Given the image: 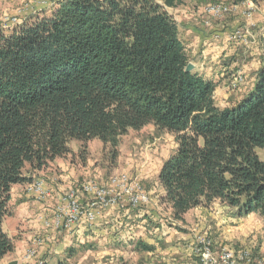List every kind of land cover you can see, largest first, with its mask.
I'll use <instances>...</instances> for the list:
<instances>
[{"label":"trees","instance_id":"obj_1","mask_svg":"<svg viewBox=\"0 0 264 264\" xmlns=\"http://www.w3.org/2000/svg\"><path fill=\"white\" fill-rule=\"evenodd\" d=\"M177 2L63 0L0 32V262L17 245L3 229L15 186L58 176L63 162L85 165L94 139L108 175L118 168L122 139L149 126L175 139L157 175L175 222L215 202L239 218L264 220V163L256 153L264 149V39L254 89L221 108L219 85L186 71L190 56L166 10Z\"/></svg>","mask_w":264,"mask_h":264},{"label":"crops","instance_id":"obj_2","mask_svg":"<svg viewBox=\"0 0 264 264\" xmlns=\"http://www.w3.org/2000/svg\"><path fill=\"white\" fill-rule=\"evenodd\" d=\"M22 1L0 0V9ZM187 2L184 0L181 7H166V10L179 24L180 38L186 45L190 63L195 65L194 71L219 85L214 98L219 107L225 108L234 101L242 100L254 89L257 72L263 67L260 39H264V3L256 5L247 1L239 5L240 10L223 20L213 21L212 27L206 29L199 15V6L190 7ZM252 6L258 11L246 18L244 13ZM250 22L255 27L251 29L252 36L247 43L230 41L233 29ZM237 72L249 77L241 94L233 92L229 85L231 77ZM86 164L74 166L63 162L58 176L40 174L36 180H43L46 189L50 190L45 201L28 195L26 186L12 189L13 216L3 222V229L17 241V245L15 252L0 264L13 261L19 264H58L63 260L75 264H112L114 261L119 263L124 257L132 259L138 255H143L144 260L149 259L147 264H196L198 234L212 237V234L221 232L229 241L238 242L241 238L242 244H246L248 238L264 240L263 219L256 214L239 218L219 202L192 210L184 224L175 222L171 211L162 203L164 191L158 183H155L158 194L151 191L155 201L148 206L135 209L123 204L107 207L94 221L82 219L70 231L47 227L46 223L52 222L55 216L56 206L63 194L61 191L89 172L83 173L88 170L86 168H91ZM79 189L81 191L82 187ZM83 198L85 200L86 196L83 195ZM218 238H215L216 244L223 242ZM139 243L152 246L154 250L137 252ZM31 248L37 251L34 259L26 258Z\"/></svg>","mask_w":264,"mask_h":264},{"label":"rangeland","instance_id":"obj_3","mask_svg":"<svg viewBox=\"0 0 264 264\" xmlns=\"http://www.w3.org/2000/svg\"><path fill=\"white\" fill-rule=\"evenodd\" d=\"M9 1V0H8ZM38 0H23L20 2V4H17L15 6H8L6 8L0 9V32L6 30V34L11 31L16 26H20L23 23H25L27 20L31 18H35L39 16L42 13L49 12L47 14H50L51 10L61 1L63 0H51L48 6H40L36 8L38 5H36V2ZM184 0H179L177 2L176 6H182ZM188 1L186 4H189L190 7H196L199 6V11H200V16L202 17V21L204 24V28L210 29L212 27L213 21H220L225 18L224 17H214L210 18L206 14V9L210 6L213 5H230L234 6V4L229 3V1L225 0H216V2H212V0H186ZM36 5V6H35ZM33 7V10L28 13V15H25L26 9H31ZM36 8V9H34ZM241 8H238L234 10L232 13L228 14L229 16L236 11L240 10ZM251 10L250 13L248 11ZM246 9L244 15L246 18H250L251 14L253 12H257L258 8H254L252 6L251 8ZM197 10V11H198ZM24 14V17L18 18L16 21L11 22L9 19H14L18 17L19 15L22 16ZM226 15V16H228ZM264 19V16H263ZM6 21H10L6 23ZM264 21V20H263ZM209 23V24H207ZM263 25V22H262ZM255 27L252 26L251 22L249 24H246L245 26L241 27H236L233 29L230 33L231 35L237 31V30H242L245 31L250 28V30ZM238 73V72H237ZM235 73V75H237ZM244 75V81L239 85V87H231V90L235 93H240L243 91L244 88L247 86V82L249 80V77L247 78V75ZM234 76L233 78L231 77V82L230 86L232 85ZM241 94V93H240ZM80 142L78 141H73L72 142V147L74 150H77L80 146ZM102 142L99 139H94L90 146V158L87 162V166L91 168H86L88 170L84 171L83 173H88L82 176L80 179L77 181H73L74 185L68 186L64 190L61 191V197L58 205L56 206L55 211H58V208L64 205L63 198L64 195L70 190L74 189L77 191L78 195V200L82 203V205H87L90 197H88L84 192H83V186L85 183L90 182V181H96L100 184H106L108 179L111 177H119L121 175L127 174L133 178H137L140 181V184L142 186V189L144 192L147 194L149 197V203L144 205L148 206L150 205L154 200L153 195L151 191H154L156 194H158V187L155 183L157 182V172L159 170L160 165L162 162L172 154L174 149L176 148V143L175 139L172 135L169 133H166L164 131H158L156 128L153 126H149L145 129H143L140 132H131L128 136L124 137L122 139V144H121V157L119 159V165L118 168L115 169L114 171L110 172L108 175L105 171L104 164H102L101 160V152H102ZM256 153L260 159L261 162L264 163V149H256ZM94 169V170H93ZM94 171H98V173H95ZM76 183H79L75 185ZM144 183V184H143ZM79 187H82L81 191ZM120 192V190H118ZM26 193L32 197H35L36 200L38 201H45L46 198L49 196H46L45 199H41L39 193L32 192L31 194L27 191ZM114 195H117V192L113 193ZM83 195L86 196V199L83 200ZM109 198H114V196H110ZM126 205L130 208H132L129 204V200L127 197L123 198H117V205L116 206H121V205ZM135 209V208H133ZM55 218V217H54ZM53 218V219H54ZM190 218V216H188ZM47 227L51 228L53 227L55 230H59L54 226V222H47L46 223ZM213 236H205V235H197L196 237V249L195 252L197 254V263L199 264V260L201 258V255L204 254L207 250L215 256L219 257L221 253H223L225 250L226 251H231L234 253L236 257V261L239 262L240 264H264V240L259 239L257 237L255 238H248L246 241V244L241 243V238L239 239L238 242L236 241H229L227 240L226 235L221 234H212ZM220 237L223 242H217L215 243L216 237ZM218 238V239H220ZM220 239V240H221ZM37 251L33 248L29 249L26 254V258L29 259H34L36 256ZM143 259V255H138L132 258L133 262H136L138 260ZM145 262H149V259L145 258ZM152 262V259H150ZM131 261L130 257H124L121 259L118 263V261H114L112 264H122V262H128Z\"/></svg>","mask_w":264,"mask_h":264},{"label":"built area","instance_id":"obj_4","mask_svg":"<svg viewBox=\"0 0 264 264\" xmlns=\"http://www.w3.org/2000/svg\"><path fill=\"white\" fill-rule=\"evenodd\" d=\"M50 2L51 0H38L36 2V5H38L36 8L40 6H48ZM238 8L239 5H213L206 9V14L210 18L224 17ZM31 10H33V7L28 10L26 9L25 15H28ZM251 10L252 9H250L248 13H250ZM21 17H24V14L9 20L13 22ZM10 21H6V23ZM251 36L252 33L250 28L245 31L237 30L231 35L230 41H243L247 43L248 38ZM244 78L245 77L242 73H237V75H234V79L230 87L238 88L239 85L243 83ZM118 190H120V192H118ZM27 191L30 194L32 192L39 193L41 199H45L50 193V190L46 189V184L43 180L35 181L30 185ZM83 192L90 197L87 205H82V203L78 200V193L74 189H70L66 195L62 197L64 205L59 207L58 211H55V218L53 219L54 226L57 229L70 231L73 228V222H80L82 219H87L88 222L94 221L104 209L116 206L117 198L127 197L130 203L129 205L132 208L144 207V205L149 203V195L142 189L140 181L127 174L119 177H111L108 179L106 184H100L96 181L87 182L83 186ZM115 192H117V195L113 194ZM110 196H114V198H109ZM206 250L207 251L201 255L199 264H240L236 261V257L231 251L225 250L219 257H217L210 253L211 251L209 249L206 248Z\"/></svg>","mask_w":264,"mask_h":264},{"label":"water","instance_id":"obj_5","mask_svg":"<svg viewBox=\"0 0 264 264\" xmlns=\"http://www.w3.org/2000/svg\"><path fill=\"white\" fill-rule=\"evenodd\" d=\"M194 69H195V65L192 64V63H189L187 68H186V71L187 72H192ZM9 264H19V263H18V261H13V262H11Z\"/></svg>","mask_w":264,"mask_h":264},{"label":"bare ground","instance_id":"obj_6","mask_svg":"<svg viewBox=\"0 0 264 264\" xmlns=\"http://www.w3.org/2000/svg\"><path fill=\"white\" fill-rule=\"evenodd\" d=\"M29 187H30V185H27L26 189H29ZM76 223H78V222H73V225H75Z\"/></svg>","mask_w":264,"mask_h":264}]
</instances>
